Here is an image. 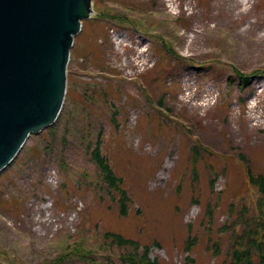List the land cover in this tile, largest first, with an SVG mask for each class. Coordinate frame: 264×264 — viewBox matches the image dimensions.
<instances>
[{"label": "rangeland", "instance_id": "374dc122", "mask_svg": "<svg viewBox=\"0 0 264 264\" xmlns=\"http://www.w3.org/2000/svg\"><path fill=\"white\" fill-rule=\"evenodd\" d=\"M135 1L94 0L59 116L0 173V264H131L145 247L156 264H229L243 223L263 225L246 167L264 171V0H175L177 19ZM98 132L126 215L91 157Z\"/></svg>", "mask_w": 264, "mask_h": 264}, {"label": "water", "instance_id": "95a60500", "mask_svg": "<svg viewBox=\"0 0 264 264\" xmlns=\"http://www.w3.org/2000/svg\"><path fill=\"white\" fill-rule=\"evenodd\" d=\"M92 0H0V172L62 108L66 67Z\"/></svg>", "mask_w": 264, "mask_h": 264}, {"label": "trees", "instance_id": "16d2710c", "mask_svg": "<svg viewBox=\"0 0 264 264\" xmlns=\"http://www.w3.org/2000/svg\"><path fill=\"white\" fill-rule=\"evenodd\" d=\"M102 133L98 132L91 149V157L95 161L98 169L101 171V177L107 184V187L115 192L116 201L119 205V212L126 215V207L129 201L127 191L122 187V179L111 169L105 157L100 152L102 144ZM248 182L253 185L260 195L258 204L262 218H264V171L253 173L249 166L246 167ZM264 225V222H263ZM258 225L254 221H245L243 227L234 238V245L230 248L229 264H264V226ZM109 236L119 245H131L136 248V242L131 239H124L118 233H109ZM193 240L189 237L185 243V252H189L193 245ZM147 249L138 257H131V264H156L146 256ZM255 259V260H254Z\"/></svg>", "mask_w": 264, "mask_h": 264}, {"label": "bare ground", "instance_id": "6f19581e", "mask_svg": "<svg viewBox=\"0 0 264 264\" xmlns=\"http://www.w3.org/2000/svg\"><path fill=\"white\" fill-rule=\"evenodd\" d=\"M217 25L218 24H214L213 23V28H216L217 27ZM201 34V32L200 31H196V33L195 34ZM186 62V66H183V68L186 70V68L188 67V66H195V67H199L200 68V66L198 65H193V64H191L189 61H184V63ZM230 76L232 77L233 76V74L232 73H230L228 76H227V79H229L230 78ZM9 227L10 228H12V225L11 224H9L8 225V227H6L7 229H9ZM32 232L35 234V236L36 237H38V238H40L41 236H42V234H38L37 232H36V230H32Z\"/></svg>", "mask_w": 264, "mask_h": 264}, {"label": "flooded vegetation", "instance_id": "af4514ba", "mask_svg": "<svg viewBox=\"0 0 264 264\" xmlns=\"http://www.w3.org/2000/svg\"><path fill=\"white\" fill-rule=\"evenodd\" d=\"M135 2H137V5H138V6H142V4L140 3V0H136ZM111 16H113L112 18H115V15H114V14H112ZM109 27H110V29H112L114 26L111 25V26H109Z\"/></svg>", "mask_w": 264, "mask_h": 264}]
</instances>
